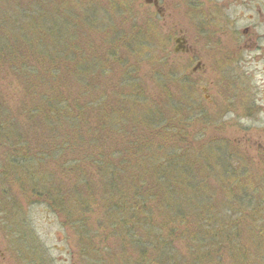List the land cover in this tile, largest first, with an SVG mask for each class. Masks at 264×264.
I'll return each instance as SVG.
<instances>
[{
  "label": "trees",
  "instance_id": "16d2710c",
  "mask_svg": "<svg viewBox=\"0 0 264 264\" xmlns=\"http://www.w3.org/2000/svg\"><path fill=\"white\" fill-rule=\"evenodd\" d=\"M101 8L89 4V20ZM136 19L127 40L147 47L154 38ZM80 25L67 0H0L1 217L10 223L23 203L46 204L78 225V254L86 264H105L102 234L117 238L125 264L237 261L242 227L239 218L226 220L222 177L228 151L220 154L219 143L198 153L171 145L161 134L170 129L161 106L136 96L114 102V89L96 82L106 65L102 59L103 70L82 49ZM106 38L111 58L126 33ZM160 74L165 88L178 80L172 70ZM174 100L172 112H182ZM189 110L199 114L197 106ZM106 130L115 134L112 158L97 139ZM96 202L103 204L105 227L93 231L77 215L86 219Z\"/></svg>",
  "mask_w": 264,
  "mask_h": 264
},
{
  "label": "rangeland",
  "instance_id": "374dc122",
  "mask_svg": "<svg viewBox=\"0 0 264 264\" xmlns=\"http://www.w3.org/2000/svg\"><path fill=\"white\" fill-rule=\"evenodd\" d=\"M93 2L103 9H98L94 20L91 21L86 10ZM141 2L143 0H67L82 24L79 38L82 49L88 56H95L103 70V60L106 65V73L101 71L96 82L105 89H114V102L123 104L129 97L136 96L144 102L161 106L170 127L161 134L170 139L171 145L192 146L193 152L198 153L204 147L219 143L220 154L228 151L225 156L228 158L227 162L222 160L224 168L221 163L226 220L239 218L242 227H239V241L244 251L238 255L237 261L230 256V263L264 264V113L259 111V108L248 110L247 107L245 110V106L241 105L252 104L251 97L254 96V99L257 96L254 93L258 87H264V78H240L246 81L247 93L243 92L244 96L233 99L236 108L223 106V109L216 111L214 91L218 90L226 95L227 88L225 83L220 81V71L213 76L212 70L216 71L220 67L216 70L212 67L209 30L199 26L200 22L207 25L208 21L201 18L202 14L190 13L193 20L179 17L180 20L158 30L161 38L156 36V40L147 47L137 45L132 41L134 38L127 39L128 34L131 38L133 31L138 27L131 24L132 18L137 17L139 23L144 18L145 10ZM113 27L119 33H126V38L120 44L114 45L116 55L110 58L107 55L106 43L109 39L107 40L106 36L115 34ZM180 27L190 29L187 37L194 47L198 44L196 50L173 51L175 42L169 28L178 30ZM128 42L132 45L129 43L128 46ZM164 55L168 56L167 61L159 63L158 56ZM167 69L176 73L178 80L173 84L169 83L165 88L159 82H162L160 73L165 74ZM183 79L188 83L187 90ZM230 84L232 82H229L228 88ZM235 87L239 88L240 84ZM71 90L76 92L75 88ZM183 91H188L190 96L183 97ZM172 98H175L177 105H184L182 112H172ZM187 99H190L188 104ZM191 105L197 106V116L191 117ZM244 114L251 116L242 117ZM135 115L134 111L133 116ZM181 121L186 124L180 125ZM140 134L143 138H139L144 141L148 132L142 131ZM150 135V138L159 144V135ZM114 137L115 134L108 130L97 135L110 158ZM213 184L211 183L212 189ZM218 199L220 202V197ZM21 208L22 213L12 215L10 223L0 215V264H86V259L78 254V225L74 227L68 219L58 217L44 203H23ZM102 208L103 204L96 202L92 211L86 214V219L77 215L82 227L93 231L105 227ZM13 225L16 227L15 232L10 229ZM102 236L103 243L108 238L109 247L106 250L109 252L105 251L102 255L105 264H125L117 238L105 234ZM99 239L101 238L96 239L97 243L100 242Z\"/></svg>",
  "mask_w": 264,
  "mask_h": 264
},
{
  "label": "flooded vegetation",
  "instance_id": "af4514ba",
  "mask_svg": "<svg viewBox=\"0 0 264 264\" xmlns=\"http://www.w3.org/2000/svg\"><path fill=\"white\" fill-rule=\"evenodd\" d=\"M141 3L145 10L141 23L152 39H156V36L161 38L158 30L180 20L179 17L193 20L190 13L202 14L201 18L208 21L207 25L200 22L199 26L209 30L212 67L215 70L220 67L216 71L212 70L213 76L220 71V81L227 88L226 95L214 91L216 111L223 109V106L235 107L233 99L247 93L246 81L240 78H264V0H143ZM169 29L175 42L174 52L176 47H179V52L196 50L198 44L195 48L187 37L190 29ZM229 82H232L230 89ZM238 83L240 87L236 88ZM258 90L254 93L257 96L254 99V96L251 97L252 104H241L245 110L247 107L248 110L259 108L264 113V87H258ZM243 116L248 118L251 115Z\"/></svg>",
  "mask_w": 264,
  "mask_h": 264
},
{
  "label": "water",
  "instance_id": "95a60500",
  "mask_svg": "<svg viewBox=\"0 0 264 264\" xmlns=\"http://www.w3.org/2000/svg\"><path fill=\"white\" fill-rule=\"evenodd\" d=\"M175 51H179V47H176V48H175ZM199 64H200V63H199ZM199 64H198V65H199ZM196 69H197V68H194V70H196Z\"/></svg>",
  "mask_w": 264,
  "mask_h": 264
}]
</instances>
